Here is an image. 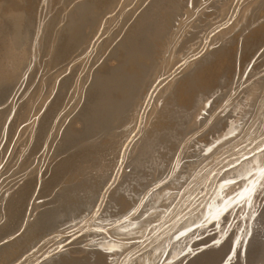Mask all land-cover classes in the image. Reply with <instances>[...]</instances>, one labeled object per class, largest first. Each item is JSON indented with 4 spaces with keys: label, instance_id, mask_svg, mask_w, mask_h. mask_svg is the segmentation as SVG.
Wrapping results in <instances>:
<instances>
[{
    "label": "bare ground",
    "instance_id": "bare-ground-1",
    "mask_svg": "<svg viewBox=\"0 0 264 264\" xmlns=\"http://www.w3.org/2000/svg\"><path fill=\"white\" fill-rule=\"evenodd\" d=\"M0 264H264V0H0Z\"/></svg>",
    "mask_w": 264,
    "mask_h": 264
},
{
    "label": "rangeland",
    "instance_id": "rangeland-1",
    "mask_svg": "<svg viewBox=\"0 0 264 264\" xmlns=\"http://www.w3.org/2000/svg\"><path fill=\"white\" fill-rule=\"evenodd\" d=\"M190 1H192V0H190ZM241 44H242V43H239L238 48H240V47L242 46ZM239 53H240V49L238 50V56H237V60H238V61L236 60V62H237V63L235 64L236 66H237V64H240L239 62H241V60H242L241 58H240L241 60L239 59V57L242 56V54H239ZM242 58H243V56H242ZM239 60H240V61H239ZM255 63H256V62H255ZM258 63H259V61L257 60V64H255V65H258ZM81 103H82V101H81ZM80 105H81V104H80ZM78 108H80V107H77V108L72 112V114H73V113L77 114V113H78V111H77ZM72 114L69 116V119H67V120L65 121L66 124H67L68 120L71 121L72 118H70V117H72L73 115L76 116L75 114H73V115H72ZM74 116H73V117H74ZM74 118H75V117H74ZM74 118H73V119H74ZM64 126H65V125H64ZM72 237H73V238H71V239H74L75 237L77 238L76 235H75V236H72ZM76 238H75V239H76ZM65 248L67 249L68 247H65ZM65 248H64V249H65ZM64 249H63L62 253L65 252V254H67V251H68V250L65 249V251H64ZM68 252H69V251H68ZM62 253H61V254H62ZM59 254H60V253H59ZM63 254H64V253H63Z\"/></svg>",
    "mask_w": 264,
    "mask_h": 264
}]
</instances>
